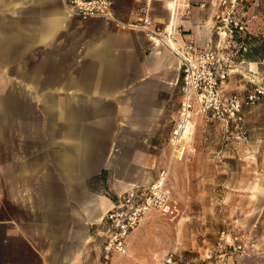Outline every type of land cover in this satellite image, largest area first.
I'll list each match as a JSON object with an SVG mask.
<instances>
[{"label":"crops","instance_id":"obj_1","mask_svg":"<svg viewBox=\"0 0 264 264\" xmlns=\"http://www.w3.org/2000/svg\"><path fill=\"white\" fill-rule=\"evenodd\" d=\"M167 2L152 0L155 22L171 17L184 38L215 41L221 0H177L173 16ZM137 4L115 0L114 10L126 17ZM236 14L245 28L264 27V0L238 3ZM243 63L247 79H258V62ZM237 69L222 87L237 86ZM180 74L176 56L139 30L73 17L64 0H0V264H99L105 212L170 159ZM205 123L194 118L191 143L171 159V193L182 209L195 201L202 222L228 214L264 249V173H240L250 171L253 140L264 138L261 118L244 107L226 134ZM156 214L115 264L144 262L147 240L153 260Z\"/></svg>","mask_w":264,"mask_h":264},{"label":"built area","instance_id":"obj_2","mask_svg":"<svg viewBox=\"0 0 264 264\" xmlns=\"http://www.w3.org/2000/svg\"><path fill=\"white\" fill-rule=\"evenodd\" d=\"M136 1L138 4L126 17H120L114 10L115 0H64L66 9L73 17H100L117 27L143 32L151 47H166L176 56L181 72L179 106L169 136L170 159L157 170L148 185H133L125 189L105 212L99 264H115L128 253L134 235L150 212L170 219L178 215L179 208L168 185L170 162L172 158L181 156L184 143L192 137L194 118L199 115L216 119L226 134L231 126L238 127L243 121V103H254L261 93L259 90L250 93L243 101L236 95H225L222 89L229 74L224 48L236 32L245 28L244 22L236 14V6L247 0H221L225 8L215 13L216 38L207 45H199L190 38H184L180 29L173 25L171 17L165 24L155 22L151 15L152 0ZM167 6L173 16L178 6L177 0H168ZM217 159L223 163L219 156ZM1 204L0 188V207ZM229 235V245L240 249L242 244L235 246L233 237ZM170 261L171 258L166 259L167 263Z\"/></svg>","mask_w":264,"mask_h":264},{"label":"rangeland","instance_id":"obj_3","mask_svg":"<svg viewBox=\"0 0 264 264\" xmlns=\"http://www.w3.org/2000/svg\"><path fill=\"white\" fill-rule=\"evenodd\" d=\"M237 15L242 17V15ZM243 31L249 32L253 36L264 38V27L259 24L251 28H244ZM233 40L234 37L226 43L224 50L226 53L231 54L226 61L229 72L232 66L233 68H238L235 73L238 83L233 90L223 86V93L225 95H236L244 101L248 94L259 90L261 93L254 103H243L241 114L243 116L244 107L250 108L254 117L259 116L261 118V129L264 131V59L253 60L258 62L260 73L257 75L258 79L248 80V76L244 74L247 72L243 66V62L247 59H242L236 53L235 50L239 45ZM233 63L235 66L232 65ZM196 117L205 120L206 127L208 124L213 123H216V126H221L216 119L199 115ZM216 126H213V128L215 129ZM193 136L194 133L192 134ZM192 137L187 141L189 144ZM169 148H171L170 145ZM250 158L251 161L248 163L250 171H241L240 173L243 175L247 173L252 176L264 173V138L262 140H253V151ZM173 199L179 208V213L175 218L170 219L158 213L155 216V235L151 236V239L161 244L160 249L157 250L153 260H146L152 247V244L150 246V241L147 240L138 252V257L143 259L144 262L137 264H147L146 261H148V264H264V249L260 247L258 235L255 234L254 230L242 228L239 221V223L233 222L228 214L223 212H221V219L211 218L210 216V218L202 222L200 219L202 213L197 211V203L195 201L190 203L188 208L182 209L179 200L175 197ZM210 215H213V213H210ZM229 233L233 237L235 246L238 243L242 244L240 249H234L232 245H229L231 244L229 243L231 241L227 240L230 237ZM234 236H236V239H234ZM169 241L173 244L172 251H169L170 249L168 248ZM219 242H221L220 245ZM167 258H171L169 263L166 262Z\"/></svg>","mask_w":264,"mask_h":264},{"label":"trees","instance_id":"obj_4","mask_svg":"<svg viewBox=\"0 0 264 264\" xmlns=\"http://www.w3.org/2000/svg\"><path fill=\"white\" fill-rule=\"evenodd\" d=\"M233 41L238 43L239 46L235 51L242 59H264V38L253 36L242 30L236 32Z\"/></svg>","mask_w":264,"mask_h":264}]
</instances>
